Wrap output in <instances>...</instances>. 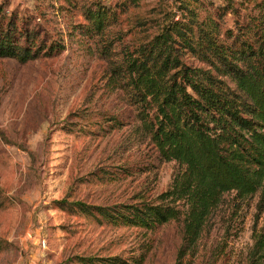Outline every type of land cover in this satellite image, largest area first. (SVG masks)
Masks as SVG:
<instances>
[{
  "label": "trees",
  "instance_id": "16d2710c",
  "mask_svg": "<svg viewBox=\"0 0 264 264\" xmlns=\"http://www.w3.org/2000/svg\"><path fill=\"white\" fill-rule=\"evenodd\" d=\"M62 1L80 8L85 24L75 32L107 63L102 80L133 109L139 138L179 170L153 201L93 206L64 200L60 207L98 224L146 231L179 222V259L187 252L195 256L201 240L217 229L224 241L218 259L254 203L253 243L241 264H264V3L243 13L233 2L206 7L199 0H175L176 9L160 5L124 30L121 17L143 0L115 7ZM32 23L16 14L1 19L0 58L27 63L64 50L56 40L48 45L44 30ZM97 261L105 262L81 263ZM107 261L101 264H120L117 257Z\"/></svg>",
  "mask_w": 264,
  "mask_h": 264
},
{
  "label": "rangeland",
  "instance_id": "374dc122",
  "mask_svg": "<svg viewBox=\"0 0 264 264\" xmlns=\"http://www.w3.org/2000/svg\"><path fill=\"white\" fill-rule=\"evenodd\" d=\"M99 1L115 7L128 0ZM199 1L206 7L233 2L243 13L264 3ZM160 5L176 9L175 0H143L121 17L122 28ZM15 14L39 24L48 45L56 40L65 48L27 63L0 58V264H83L82 258L104 259L96 262L101 264L114 257L120 264L244 263L253 243L254 203L242 212L240 231L218 259L224 241L217 229L201 240L195 256L187 252L179 259V222L146 231L98 224L60 207L64 200L93 206L156 200L179 167L139 138L133 109L105 87L107 63L75 32L85 24L79 7L62 0H0V22Z\"/></svg>",
  "mask_w": 264,
  "mask_h": 264
}]
</instances>
